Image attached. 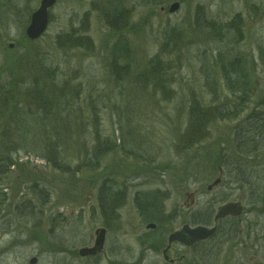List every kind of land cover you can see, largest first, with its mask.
Masks as SVG:
<instances>
[{
    "label": "rangeland",
    "instance_id": "1",
    "mask_svg": "<svg viewBox=\"0 0 264 264\" xmlns=\"http://www.w3.org/2000/svg\"><path fill=\"white\" fill-rule=\"evenodd\" d=\"M5 1L0 69L15 76L41 59L74 95L77 112L63 119L66 128L57 124L66 136L57 155L67 169L21 152L0 177V264H30L33 256L34 264H193L180 243L166 252L173 261L164 260L168 234L192 224V214L203 218L210 208L243 200L250 181L264 192V130L244 140L251 104L232 121L211 118L193 147L179 143L192 99L206 107L233 103L213 65L218 51L230 48L244 62L254 102L264 95V0H56L45 32L34 41L25 36L23 19L40 0ZM175 1L178 8L169 12ZM114 6L124 16L110 22ZM67 33L78 39L71 43ZM115 44L120 58L113 67ZM96 142L106 149L93 159ZM237 145L244 152H236ZM221 155L232 164L228 171L218 164ZM84 158L95 162L77 171ZM104 178L123 192L107 226L97 200ZM240 178L246 182L237 183ZM137 191L158 195L160 209L152 216L162 234L150 241L141 239L157 225L149 221L155 227L146 228V214L133 200ZM246 218L242 214L239 223ZM243 225L213 256L215 264H264V229L247 237ZM102 226V251L79 256Z\"/></svg>",
    "mask_w": 264,
    "mask_h": 264
},
{
    "label": "trees",
    "instance_id": "2",
    "mask_svg": "<svg viewBox=\"0 0 264 264\" xmlns=\"http://www.w3.org/2000/svg\"><path fill=\"white\" fill-rule=\"evenodd\" d=\"M0 4L2 7L0 16L4 20L6 15L2 11L3 9L7 10V1L0 0ZM111 14L114 17L110 22H114L115 19H121L124 16V11L114 6ZM27 21L28 17L24 18L23 25H26ZM223 30L227 31V26ZM64 36L68 41L70 39L71 43L74 39H78L73 37L71 33ZM119 48L118 44H115L111 52V65L113 67L115 66L114 63L120 58L118 57ZM229 49L226 52L218 51L213 57V65L219 72V77L224 87L229 91L233 103L230 108H224L223 104L221 106L206 107L192 99L188 107L187 128L180 138V147L190 148L200 142L206 135L211 118L232 121L242 115L247 104H251V108L245 114L243 122L250 126V131L246 133L249 138L245 136L244 140L246 142L253 141L254 138L251 140L253 136L258 135V133L262 134L264 130V95L256 102L252 100L251 76L244 62L238 57L232 56ZM36 61V68L29 66L30 70H22L20 74L15 76L9 75L6 71L0 69L1 178L6 175L10 168L15 167L21 152L25 156L33 154L39 159L46 160L52 166L58 161L60 168L67 169L69 167L58 159L56 146L66 142L64 140L66 136L59 130L66 128L63 119L68 117L69 114L77 112L74 106L75 98L65 83L57 81L52 72L46 71V66L41 59ZM145 74L147 76L149 73ZM78 111L80 112V110ZM58 123L61 126L60 129L57 128ZM238 133H236V137ZM63 137L64 139H62ZM40 146H42L43 154H39ZM105 149L103 147L100 150L96 142L93 159H96L99 151ZM235 151L238 153L244 152L240 145H237ZM253 151L254 148L249 152L253 153ZM126 153H130V150H126ZM221 156V162L218 164L222 169L228 171L232 164L223 155ZM90 161L95 162V160L84 158L75 165V168L77 171L87 168ZM240 179L241 181L237 180V183L242 184L245 180ZM114 184V179L104 178L97 191L99 212L105 226L108 225V220L113 219L115 216L114 212L123 196L121 189L116 188ZM0 193L4 195L3 192ZM153 194H155L153 191H137L133 196L134 203L140 213L146 214L143 221L148 223L154 221L157 225L154 230H149L143 235L142 242L143 240L150 241L162 234L159 220L152 216L155 215L154 210L160 209L157 200L158 195ZM0 198L3 197L0 196ZM220 199L226 200V197ZM15 207L18 208V205L16 204ZM210 216L211 212L205 213L203 218L199 216L198 218L197 215L193 214L191 223L208 224L210 223ZM221 224V222L218 223L217 230L209 239L197 244L195 249L189 250L192 256L190 261L193 264H197V262L199 264H215L216 257L213 256L215 254L220 256L225 242L235 239L234 234H237V228L234 229L237 225L230 224L224 228Z\"/></svg>",
    "mask_w": 264,
    "mask_h": 264
},
{
    "label": "water",
    "instance_id": "3",
    "mask_svg": "<svg viewBox=\"0 0 264 264\" xmlns=\"http://www.w3.org/2000/svg\"><path fill=\"white\" fill-rule=\"evenodd\" d=\"M56 0H40L38 7L30 13L29 20L25 26L24 33L30 40L38 39L46 30L49 22V8H51ZM178 2H173L168 7L169 12H174L178 8ZM219 178H216L212 185L219 182ZM210 186H208L209 188ZM190 194L187 193V196ZM243 212V206L239 201H227L219 205L215 211L214 223L226 216H239ZM154 223H148L146 228H154ZM216 230V223L212 226H206L202 224L190 226L183 224L181 228L174 230L167 236V245L162 250L164 260L172 262V259H168L167 251L173 243H180L185 246H190L198 241H203L209 238ZM94 241L92 246H84L79 248L78 255L81 257L94 256L102 251L105 241L106 229L104 227H98L94 232ZM37 261L35 256L29 260L30 264H34Z\"/></svg>",
    "mask_w": 264,
    "mask_h": 264
},
{
    "label": "flooded vegetation",
    "instance_id": "4",
    "mask_svg": "<svg viewBox=\"0 0 264 264\" xmlns=\"http://www.w3.org/2000/svg\"><path fill=\"white\" fill-rule=\"evenodd\" d=\"M249 184H250L249 190L246 192L245 197H242L243 200H241V198H239L238 200H234V201H239L242 204L243 212L239 216H226V217L218 219L215 222L216 223V230H217V226H218L219 222L222 223L221 225L224 228H226L230 224L231 225L235 224V225H237L238 228L239 227L241 228V226L244 224L243 225L244 232L246 233L247 237L250 236V234L253 232V230L255 233V230H257V229L258 230L264 229V210L262 209L263 203H264V192L259 190L257 188V185H255V184L253 187V183L251 181L249 182ZM217 207H216V209H217ZM210 209L211 210H209L208 213L211 212V216H210L211 222H210V224H207L208 226L215 224L214 223V216H215L216 209H215V211L213 208H210ZM242 214L246 215L247 218L244 221L239 223V220H240V217L242 216ZM195 215L198 216L197 213ZM197 224H202V223H194V224L192 223L190 225L194 226ZM199 243L200 242H196V243L191 244L190 246H185L184 248L186 250L195 249L196 245Z\"/></svg>",
    "mask_w": 264,
    "mask_h": 264
},
{
    "label": "bare ground",
    "instance_id": "5",
    "mask_svg": "<svg viewBox=\"0 0 264 264\" xmlns=\"http://www.w3.org/2000/svg\"><path fill=\"white\" fill-rule=\"evenodd\" d=\"M211 226H212V225H211ZM213 234H214V233H213ZM213 234H212V235H213ZM212 235H211V236H212ZM211 236H210V237H211ZM210 237H209V238H210ZM209 238H208V239H209Z\"/></svg>",
    "mask_w": 264,
    "mask_h": 264
}]
</instances>
